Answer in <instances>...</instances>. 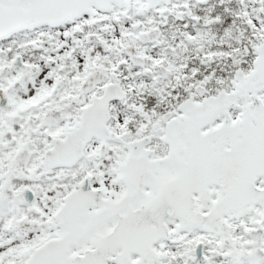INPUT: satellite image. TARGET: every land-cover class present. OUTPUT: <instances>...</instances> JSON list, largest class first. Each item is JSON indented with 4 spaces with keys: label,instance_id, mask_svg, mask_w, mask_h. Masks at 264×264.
<instances>
[{
    "label": "flooded vegetation",
    "instance_id": "af4514ba",
    "mask_svg": "<svg viewBox=\"0 0 264 264\" xmlns=\"http://www.w3.org/2000/svg\"><path fill=\"white\" fill-rule=\"evenodd\" d=\"M251 52L246 63L249 67L241 70L237 83L242 82L244 75L253 67L255 56ZM92 83L85 94L79 85L78 99L74 103L61 107L52 106L49 104L51 101H47L46 108H40L38 117L33 121L46 131L58 115L72 108L70 116L75 120V126L65 125L66 129L50 141H47L50 136L47 140L42 136L41 140L45 142L35 144L38 152L34 153L33 161L25 160L23 167L19 166L18 153L11 156L6 175L13 184L18 183L20 178L35 189L40 183L51 184L48 178H44L47 175L58 172L63 178L59 180L57 195L49 194L57 186L47 189L43 202L46 215L31 214V230L58 231L53 237L61 236L63 229L58 226L55 214L63 204L67 211L82 214L83 204H67L65 198L78 188L85 177H90L91 187L100 192L95 198V206L82 215L92 214V218L85 216L87 219L80 221L75 218L65 223L73 231H88L82 235V240L71 242L73 252L82 254L90 250L106 264H264V92L258 94L257 100L239 101L230 111L231 122L243 124L236 133H220L215 137L212 130L221 128L225 117L196 134L169 130L168 123L182 116L180 107L185 101L181 99L132 100L136 106H142L143 111L127 106V100L113 104L110 108V128L117 123L115 107H129L124 111L125 118L131 117L124 128L130 131L128 139L123 140L109 133L105 158L100 159V142L93 140L73 168L50 170L44 163V154L58 139L80 125L84 109L103 92L100 74L95 75ZM187 88L190 92L193 86ZM204 99L202 95V98L190 100L199 104ZM247 108L252 113V121L246 125L243 121ZM146 112L152 113V121L147 123L149 132L136 136ZM136 126L138 128L134 130ZM233 134L235 138H228ZM13 140L17 139L14 137ZM184 141H188L187 144ZM115 142L122 145L119 148L121 152L115 164L112 159L111 179L106 181L99 172V163L109 158L110 143ZM134 142H140L141 147L130 148ZM93 145H97V158ZM171 149L175 152L173 160L169 161ZM16 151H20V147ZM132 153H138L136 157L140 166L149 171L143 174L146 180L140 174L133 181L135 186L141 183L135 195L119 176L121 164ZM70 172H77V176L74 181L68 182L65 178ZM126 193L128 199L124 206L118 205L117 202ZM15 207L18 209V204ZM34 207L31 209L36 211ZM46 220L48 223H45Z\"/></svg>",
    "mask_w": 264,
    "mask_h": 264
},
{
    "label": "rangeland",
    "instance_id": "374dc122",
    "mask_svg": "<svg viewBox=\"0 0 264 264\" xmlns=\"http://www.w3.org/2000/svg\"><path fill=\"white\" fill-rule=\"evenodd\" d=\"M204 1L206 2L207 0ZM132 3L134 7L133 10L132 8L130 9L131 14L123 12L122 15L116 14L112 18L94 19L91 22L82 21L75 26H65L53 31L44 29L36 33L27 32L18 36L16 40L14 39L18 42L17 44L12 42L7 45L6 49H3L0 44V99L7 100V106L0 111V143H5L6 137L9 138V130L11 132L15 131L14 133L25 134L26 140L20 143V151L22 152H17L20 167H23L22 164H24L25 160L30 159L33 161L34 153L38 152L33 146L35 143V140H32L33 137L39 138L42 133L45 140H47V136H50L51 139L47 140L50 141L55 135H60V131L66 129L65 125L75 126V120L70 116L72 108H67L65 113L56 117L55 122L46 131L40 129V127L36 129L32 122L38 117L40 108L45 109L48 105L47 101H51L49 104L52 106L59 105L61 107L62 105L74 103L73 101L78 99L79 85L82 86L81 88L85 94L86 91L88 92L91 89L92 82L97 74H101V82H108L116 79L114 78L115 74L117 77L121 76L124 69H127L131 78L135 79L131 87H139L141 91L148 89L152 95L157 90L156 96L160 94L166 96L167 93H165L163 85L166 83L168 76L170 77L174 74L177 68L164 66L158 62L160 61V56H163L162 52L170 49L184 51V48L194 41L192 38L195 35L196 37L199 36V32L190 30L188 35L181 36L179 31L174 30L172 32L173 37L171 36L172 38H170L173 41L168 40L165 32H168L171 28L168 22L170 19L180 18L182 21L186 19L183 22L184 25L181 24L182 28L189 27L187 20L189 18L183 15L185 11L183 12L177 7H171L172 9L160 8L153 12L151 17L147 18L144 14L143 2L135 0ZM259 4L260 0H247L245 3V16L248 22L237 26L235 35L232 38L226 36V42H230L229 46L234 48L233 52L227 53V55L231 56L229 60L233 66H237L240 62L245 64V51L249 50L251 41H258L261 38L248 36L249 31L247 32L245 28V26L249 25L251 27H248L249 29L253 31L259 30ZM206 9L211 8L208 7ZM200 16L202 17V14ZM219 19L218 16L217 19L200 22L202 32L207 29L208 32H211L215 24H223L224 22ZM233 25L235 26V22ZM222 32L219 30L216 33L221 36ZM181 37L184 44L178 48ZM215 38L220 41L222 39L225 40V36L222 38L215 36ZM165 39L168 40L167 43ZM117 42H119L118 48L115 44ZM247 43L250 45H246ZM12 54L13 57H10ZM16 55L25 57L26 63L31 65L29 72L21 73L19 70L12 68V58ZM184 70L187 72H184ZM178 71L180 74H183V72L189 74L187 69H179ZM70 74L73 76L72 78L69 77ZM208 78L205 81L198 78L190 80L192 83L189 86H193V88H190L191 92L188 94L193 96L204 93V87L207 88L209 85ZM56 85L59 87L55 88L52 94L51 92H46ZM186 87L187 85H183V91L186 90ZM160 88H163L161 92ZM207 91L208 89L205 90L204 95L207 94ZM130 94L127 106L132 105L135 111H143L142 106H136L132 103V96H136L134 92H130ZM152 97L155 98V96ZM56 98L58 99L57 101L54 100ZM115 108L117 110V123L110 128V133L114 137L127 140L130 131L124 128L127 125L125 124L126 121L131 119V117L125 118L126 112L124 111L129 107L116 106ZM118 111L121 112L119 113ZM22 120L25 121L26 125H21ZM150 121L145 114L141 129L138 132L136 131L135 135L140 136L149 132L147 123ZM17 124L19 125L18 129H16ZM137 128L138 126L134 130ZM45 140L38 139V144H40V141L45 142ZM7 147L10 148V146ZM113 147L114 149H112ZM121 147L122 145L117 142L110 143L111 152L109 158L99 163V172L106 181L111 179L110 164L112 159L115 164L118 153L121 152L119 149ZM92 148L95 149L97 158V145H93ZM39 156H42L41 152ZM76 176L77 172H70L65 179L71 182L76 179ZM47 177L57 181L63 179L59 173L47 175L44 178ZM19 180L20 183L24 181L20 178ZM11 182L12 179L10 177L0 173V255L5 251L10 252L18 249L26 258L36 246L58 233V231L31 230V218L26 217L31 216L32 213H34V216L46 215L43 202L48 194L47 189H53V184L40 183L35 186V192L38 196L34 207L36 212L26 209L21 201L23 184L13 189ZM59 189L60 187L56 188L54 192L50 191L49 194L51 196L57 195ZM16 203H18V210H14ZM45 223H48V220Z\"/></svg>",
    "mask_w": 264,
    "mask_h": 264
},
{
    "label": "water",
    "instance_id": "95a60500",
    "mask_svg": "<svg viewBox=\"0 0 264 264\" xmlns=\"http://www.w3.org/2000/svg\"><path fill=\"white\" fill-rule=\"evenodd\" d=\"M143 1L145 9L149 10L162 3L169 4L172 0ZM129 5L130 0H0V41L6 40L22 31L45 26L56 28L69 23L73 24L76 20L85 16L94 17L97 12L109 14L115 7L122 9L124 6L128 7ZM261 6L264 12V0H261ZM255 55L253 70L243 77L242 82L237 83V78L234 80V89L230 94L221 93L217 97L205 99L198 105L192 102L184 103L180 107L184 114L179 119L170 122V130H181L183 133L196 134L205 126L225 117L221 128L212 131L213 137L220 133H236L238 127L241 128L243 124L241 122H231L229 117L230 110L234 109L239 101H247L250 98L257 100L258 94L264 92V41L255 48ZM12 65L13 67H19L22 72H26L29 69V66L22 62L21 57H17ZM124 96L125 94L118 84H109L105 88L103 95L94 98L92 103L84 109L80 126L69 133L65 139L57 141L54 147L46 153V164L51 168H71L75 166L83 156L87 144L93 138L101 141V157H104L107 150L108 123L111 118L109 106L114 101H121ZM5 104L4 100H0V109ZM258 106L262 107L261 104ZM251 121L252 113L247 108L243 123L247 125ZM182 136L188 140L185 135ZM230 137L235 138L236 135L228 136V138ZM186 142L184 141V144H187ZM130 148H140V142L132 143ZM185 150L187 149L185 148ZM174 152L175 150L171 149L168 157L171 161L173 160ZM137 155L138 153H132L120 167V179L127 184L132 195L136 193L141 184L135 186L133 181H136L140 174L142 179L146 180L143 174L149 172L140 166ZM98 192L100 191L91 188L90 177H86L79 189L73 191L65 198V202L71 205L83 204V209L80 210L83 214L87 212L88 208L95 206L94 201ZM23 197L27 204H32L34 201V194L29 188L24 190ZM127 199L126 193L117 204L124 206ZM82 214L80 212L77 214L75 211H67L66 206L63 204L55 217L58 224L64 228L62 236L49 240L37 248L25 264H105V260H94V253L91 251H86L84 253L85 257L76 262L73 261L75 257L70 256L67 247L70 244L69 242L77 239L79 234L87 233V231H72L65 223H70L69 220L73 221L75 218L81 221L87 219L85 216H89V218L92 216V214ZM77 259L75 258V260Z\"/></svg>",
    "mask_w": 264,
    "mask_h": 264
},
{
    "label": "trees",
    "instance_id": "16d2710c",
    "mask_svg": "<svg viewBox=\"0 0 264 264\" xmlns=\"http://www.w3.org/2000/svg\"><path fill=\"white\" fill-rule=\"evenodd\" d=\"M245 3L246 0H207L206 2L195 1L193 4H190V6L185 11L187 14L186 18H189L187 20L189 22L190 28H182V25H184L183 22L186 19L184 21L173 19L169 20V26L171 28L168 32H165V34L168 36V40L173 41V39L170 38L173 37L172 32H174V30L177 32L179 31L181 36H186L188 35V31L194 30L199 32V36L196 37L195 35V37L192 38L194 41L185 47L184 51L170 49L169 51H166L167 53L164 51L162 52L164 54L166 53V55L161 57L159 63L163 64L164 66H174V69L177 68V70L174 71V74H172L169 77V80L165 83V86L168 87V92H172L174 95L176 93L179 94V97H183V92H175L179 85H189L192 83L190 80L196 78L205 81L206 78L212 76L211 78H208L209 85L207 92L210 94H215L222 89H227L236 68L249 67L246 65H241L240 63L237 64V66L232 65L231 61L229 60L231 56H229V54L227 55V53L233 52L234 48L229 46L230 42H226V36H230L232 38V36L235 35V30H237L236 24H243L248 21L247 17L245 16ZM208 7L211 9H206ZM200 14H202V17ZM218 16L224 23L215 24V27L211 32H208V29L202 32L200 22L203 23L205 20L209 21L214 18L217 19ZM191 18H193V20H191ZM234 22L235 26L233 25ZM259 22L260 26L258 31L249 29L248 25L245 26L247 32L249 31L248 36L251 35L253 37H264V16L262 14H259ZM219 30L223 31L221 36L216 33ZM208 33L209 35H207ZM215 36L217 38H222L225 36V40H217ZM168 40L165 39L166 43ZM182 44H184V41L181 37V42L178 44V48ZM256 44L257 40L251 41V45ZM246 45L250 44L247 43ZM179 69H187L189 74L184 73L187 72L185 70L183 74H180L178 71ZM143 98L144 95L142 97H138L139 100Z\"/></svg>",
    "mask_w": 264,
    "mask_h": 264
}]
</instances>
